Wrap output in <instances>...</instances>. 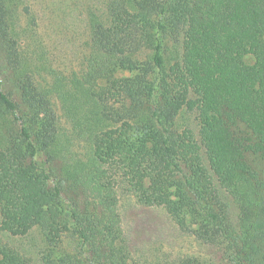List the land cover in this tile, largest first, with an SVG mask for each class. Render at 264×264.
Returning <instances> with one entry per match:
<instances>
[{
    "label": "trees",
    "instance_id": "trees-1",
    "mask_svg": "<svg viewBox=\"0 0 264 264\" xmlns=\"http://www.w3.org/2000/svg\"><path fill=\"white\" fill-rule=\"evenodd\" d=\"M107 14L90 21L83 73L54 82L75 135L90 143L83 162L49 92L24 68L0 0V232L38 227L47 264H131L125 180L140 203L164 206L182 231L223 253L220 263L169 264H264V0H108ZM167 37L183 47L170 67ZM196 107L200 140L176 127ZM215 178L238 206L239 230ZM0 264L30 262L0 240Z\"/></svg>",
    "mask_w": 264,
    "mask_h": 264
},
{
    "label": "rangeland",
    "instance_id": "rangeland-1",
    "mask_svg": "<svg viewBox=\"0 0 264 264\" xmlns=\"http://www.w3.org/2000/svg\"><path fill=\"white\" fill-rule=\"evenodd\" d=\"M10 9V25L13 36L18 40L24 68L29 71L39 86L48 91L59 117L64 141L71 144L77 157L89 160L90 143L78 139L65 113L61 98L55 91L54 82L63 78L68 82L86 69L91 53L90 21L93 18L108 22V0H7ZM28 5L31 16L25 13ZM167 67L182 59V40L167 37L165 41ZM253 62L252 56L247 57ZM66 82V83H68ZM6 90L12 87L6 83ZM15 93V91H14ZM16 97V93L13 94ZM194 98L196 96L191 94ZM3 123H0V144L4 140ZM176 127L183 132L190 129L200 140V113L184 109L176 119ZM201 154L207 167L205 148ZM223 200L228 204L231 220L239 230V209L233 197L220 186L215 178ZM122 226L131 251V264H169L183 257L193 256L215 262L223 261L220 248L199 240L191 232L182 231L164 206L144 205L138 201L125 180L118 183ZM2 243L26 256L30 264H47L44 259L46 241L38 227L26 235H12L1 231ZM64 246L73 250L76 243L64 238Z\"/></svg>",
    "mask_w": 264,
    "mask_h": 264
}]
</instances>
